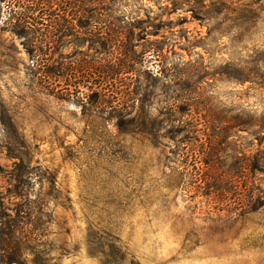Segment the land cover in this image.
<instances>
[{"label":"rangeland","instance_id":"obj_1","mask_svg":"<svg viewBox=\"0 0 264 264\" xmlns=\"http://www.w3.org/2000/svg\"><path fill=\"white\" fill-rule=\"evenodd\" d=\"M17 204L23 264H264V0H0Z\"/></svg>","mask_w":264,"mask_h":264},{"label":"trees","instance_id":"obj_2","mask_svg":"<svg viewBox=\"0 0 264 264\" xmlns=\"http://www.w3.org/2000/svg\"><path fill=\"white\" fill-rule=\"evenodd\" d=\"M131 53L133 55V52L129 51V52L121 53V54L119 53L118 56L113 57L114 61L111 60L110 62L111 66L109 67L108 71L103 72V73H106V75L104 76L106 81L104 83L97 84L103 96H105V93H106L105 89L103 88L104 86H109L113 83L116 84V83L121 82V78L119 76L121 74L128 73V70L125 72L123 70L125 68L130 67L129 63L131 62V60H133ZM48 73L50 74V72H47V74ZM161 83H165V82H161ZM75 89H79V87H75ZM116 89L118 90V92H115V96L117 97L116 99L118 100L122 99L121 97H122L123 91L121 90V88H116ZM79 95H81V93ZM243 124H247V123L242 121L241 115L240 114L235 115L233 127L236 130H238ZM212 181L213 179L207 180L208 184H213ZM16 207L18 209L15 210V214L13 217L8 216L6 214L0 215V264H23L24 263L22 262L20 258L22 257L23 250H25L27 239L25 236H22V237L16 236V232L22 228V225L24 223L22 220V217L21 216L19 217V215L22 212V209H25V207H24V204H17ZM45 207H46V210H48L47 205H45ZM45 214L47 217L46 223H49L50 221L49 212L46 211ZM3 228H4V231H3ZM45 255H46L45 263L51 264L52 262H51V259L48 258V252ZM30 264H36V263L34 260H31Z\"/></svg>","mask_w":264,"mask_h":264}]
</instances>
